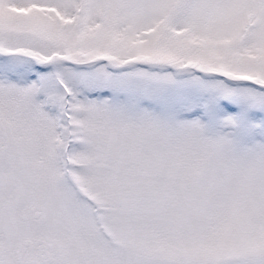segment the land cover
<instances>
[{"label": "snow or ice", "instance_id": "snow-or-ice-1", "mask_svg": "<svg viewBox=\"0 0 264 264\" xmlns=\"http://www.w3.org/2000/svg\"><path fill=\"white\" fill-rule=\"evenodd\" d=\"M0 264H264V0H0Z\"/></svg>", "mask_w": 264, "mask_h": 264}]
</instances>
